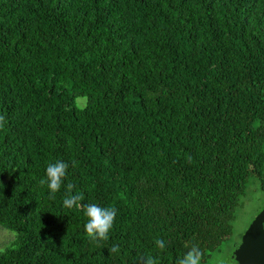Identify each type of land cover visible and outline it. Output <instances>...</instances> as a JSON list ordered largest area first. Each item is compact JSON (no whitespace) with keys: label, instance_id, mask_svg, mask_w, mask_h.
Listing matches in <instances>:
<instances>
[{"label":"trees","instance_id":"obj_1","mask_svg":"<svg viewBox=\"0 0 264 264\" xmlns=\"http://www.w3.org/2000/svg\"><path fill=\"white\" fill-rule=\"evenodd\" d=\"M55 159L71 187L51 198ZM263 164L264 0H0V226L17 234L0 264H175L193 243L203 263ZM87 203L117 209L108 240L84 231Z\"/></svg>","mask_w":264,"mask_h":264},{"label":"clouds","instance_id":"obj_2","mask_svg":"<svg viewBox=\"0 0 264 264\" xmlns=\"http://www.w3.org/2000/svg\"><path fill=\"white\" fill-rule=\"evenodd\" d=\"M69 163L63 159H55L47 163L45 167L46 180L42 183L47 184L48 194L51 198L59 193L62 187L70 188L71 185L65 184L68 176ZM83 196L80 192H72L65 195L62 199V205L68 209H75L81 206ZM84 215L87 217L83 224V229L87 236L93 241H106L109 239L110 232L113 229L117 209L113 206H102L99 203H87L83 205ZM155 246L159 250L166 248V241L157 238L154 241ZM113 253L118 252V245L113 244L111 247ZM203 251L195 243L191 244L183 255L176 258L175 264H202ZM142 264H159L158 256H141Z\"/></svg>","mask_w":264,"mask_h":264},{"label":"rangeland","instance_id":"obj_3","mask_svg":"<svg viewBox=\"0 0 264 264\" xmlns=\"http://www.w3.org/2000/svg\"><path fill=\"white\" fill-rule=\"evenodd\" d=\"M77 103H83V99H78ZM264 167V164H263ZM264 172L262 183L257 178H250L244 196L240 199L235 215L231 222V235L227 237L219 248L211 254L202 264H235L233 252L239 245L241 237L248 225L264 208ZM17 234L11 230L0 226V253L6 249H12L16 245Z\"/></svg>","mask_w":264,"mask_h":264},{"label":"water","instance_id":"obj_4","mask_svg":"<svg viewBox=\"0 0 264 264\" xmlns=\"http://www.w3.org/2000/svg\"><path fill=\"white\" fill-rule=\"evenodd\" d=\"M233 259L236 264H264V208L243 233Z\"/></svg>","mask_w":264,"mask_h":264}]
</instances>
